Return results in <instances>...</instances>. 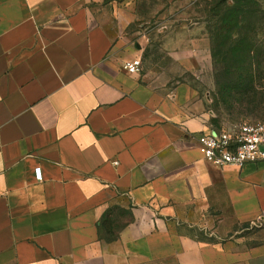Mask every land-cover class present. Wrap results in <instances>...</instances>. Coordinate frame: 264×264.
I'll use <instances>...</instances> for the list:
<instances>
[{"label": "crops", "instance_id": "crops-1", "mask_svg": "<svg viewBox=\"0 0 264 264\" xmlns=\"http://www.w3.org/2000/svg\"><path fill=\"white\" fill-rule=\"evenodd\" d=\"M130 3L0 0V264H264V163L211 165L194 89L124 70ZM193 34L164 42L184 69Z\"/></svg>", "mask_w": 264, "mask_h": 264}, {"label": "rangeland", "instance_id": "rangeland-1", "mask_svg": "<svg viewBox=\"0 0 264 264\" xmlns=\"http://www.w3.org/2000/svg\"><path fill=\"white\" fill-rule=\"evenodd\" d=\"M220 0H131V7L136 10L138 20L129 29L130 37L137 43H143L141 54V75L145 80L152 82L159 89L168 91L181 85L189 84L204 103L209 116V126L218 132L226 130L234 124L259 125L264 120L238 115L239 108L235 105L228 108L219 98L220 90L215 77L212 59L214 42L211 25L215 19L211 16L212 6ZM258 8L264 10V0H257ZM183 29L195 30L194 40L204 37L203 51L197 52V65L192 69H184L176 55L165 49V40L168 35L177 36ZM174 39V38H173ZM177 39L176 42L181 40ZM175 41V40H174ZM206 45V46H205ZM200 46V44H199ZM209 47L211 64L205 65L206 48ZM201 49V46H200ZM180 52L177 50V53ZM203 52V53H202ZM173 54V53H172ZM175 57V58H174ZM203 61V62H202ZM223 78L220 79L221 86ZM245 112V110H243ZM257 227L242 226L238 237L251 238L256 234ZM229 236H233L231 233Z\"/></svg>", "mask_w": 264, "mask_h": 264}, {"label": "trees", "instance_id": "trees-1", "mask_svg": "<svg viewBox=\"0 0 264 264\" xmlns=\"http://www.w3.org/2000/svg\"><path fill=\"white\" fill-rule=\"evenodd\" d=\"M211 16L219 98L241 108L238 115L264 120V10L257 0H220Z\"/></svg>", "mask_w": 264, "mask_h": 264}, {"label": "built area", "instance_id": "built-area-1", "mask_svg": "<svg viewBox=\"0 0 264 264\" xmlns=\"http://www.w3.org/2000/svg\"><path fill=\"white\" fill-rule=\"evenodd\" d=\"M124 70L140 74L141 59L127 63ZM198 145L204 160L218 168L264 163V123L234 124L220 132L210 126L199 135ZM36 175L37 179L41 178L40 169H36Z\"/></svg>", "mask_w": 264, "mask_h": 264}]
</instances>
